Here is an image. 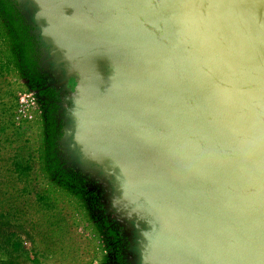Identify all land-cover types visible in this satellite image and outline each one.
Returning a JSON list of instances; mask_svg holds the SVG:
<instances>
[{
    "label": "water",
    "instance_id": "95a60500",
    "mask_svg": "<svg viewBox=\"0 0 264 264\" xmlns=\"http://www.w3.org/2000/svg\"><path fill=\"white\" fill-rule=\"evenodd\" d=\"M34 2L144 264H264V0Z\"/></svg>",
    "mask_w": 264,
    "mask_h": 264
},
{
    "label": "rangeland",
    "instance_id": "374dc122",
    "mask_svg": "<svg viewBox=\"0 0 264 264\" xmlns=\"http://www.w3.org/2000/svg\"><path fill=\"white\" fill-rule=\"evenodd\" d=\"M6 19L0 6V264H108L85 191L52 160L45 104L26 79L31 36L7 35Z\"/></svg>",
    "mask_w": 264,
    "mask_h": 264
},
{
    "label": "flooded vegetation",
    "instance_id": "af4514ba",
    "mask_svg": "<svg viewBox=\"0 0 264 264\" xmlns=\"http://www.w3.org/2000/svg\"><path fill=\"white\" fill-rule=\"evenodd\" d=\"M16 1L13 5L21 16V24L31 36L26 54L33 61L26 63V79L44 101L50 139L58 148L54 151L56 158L63 163L69 181L85 191L98 216L108 264H144L142 241L146 224L129 218L115 206L114 186L102 175L100 166L83 159L75 141V94L81 78L71 73L70 64L63 60L64 52L43 36L47 23L37 19L39 8L34 0Z\"/></svg>",
    "mask_w": 264,
    "mask_h": 264
},
{
    "label": "trees",
    "instance_id": "16d2710c",
    "mask_svg": "<svg viewBox=\"0 0 264 264\" xmlns=\"http://www.w3.org/2000/svg\"><path fill=\"white\" fill-rule=\"evenodd\" d=\"M0 6H2V8L6 11V18H7L6 20L9 23L8 24L9 26H7V25L5 26L6 34L17 36V38L22 39V40L26 39V36L24 37V34H25L24 31L25 30L21 24L20 15L17 12L16 7L13 5L12 0H0ZM10 31H12V32L10 33ZM25 47L26 46H24V48ZM21 49H23V48H21ZM24 51H22V58L23 59H25V57H26ZM54 146H55L54 148L56 149L57 146L56 145H54ZM51 157H52V160L54 161V158H56V153H52ZM53 166H54L53 172L55 173V175H57L58 177H61L60 175H64V174H62L63 171L61 170L59 165H57V166L53 165Z\"/></svg>",
    "mask_w": 264,
    "mask_h": 264
}]
</instances>
